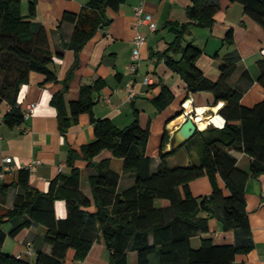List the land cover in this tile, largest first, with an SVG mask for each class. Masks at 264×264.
<instances>
[{"label":"trees","instance_id":"1","mask_svg":"<svg viewBox=\"0 0 264 264\" xmlns=\"http://www.w3.org/2000/svg\"><path fill=\"white\" fill-rule=\"evenodd\" d=\"M126 1L90 0L79 13L66 11L63 15L62 24H74L66 46L74 52L75 61L51 104L64 134L79 122L82 114L89 113L95 139L84 145L81 152L69 150L67 162L72 168L71 174L54 178L47 192L32 187L31 170L26 167L18 171L14 183L0 185L1 203L6 202L14 184L21 189L13 208L0 212V248L7 236L15 237L36 224L47 228L44 241L52 247L50 253L38 251L35 262L0 252V264H72L77 259L87 258L98 240L110 250L112 264H132L129 262L131 252L137 253L135 264H247L236 263L237 256L255 248L246 187L250 178L264 173V99L253 107L242 104V97L253 79L245 69L239 81L230 82L239 68L238 52L225 59L219 67V78L213 81L197 64L203 49L184 41L192 25L211 27L216 14L234 3L242 4L245 13L264 28V0H190L187 7L190 20L168 23L176 37L159 55V60H164L181 76L188 94L208 91L214 96V104L225 101L219 114L226 122L222 128L199 131L181 147L197 141L199 162L188 166L169 164L168 158L181 148L164 151L169 140L164 130L156 172L152 171V157L147 154L150 126L144 128L140 124L137 108L133 122L124 128L117 127L110 118L98 119L92 115L96 104L94 94L104 88L105 80L81 85L79 98L69 105L65 101L73 77L82 73L88 64L85 45L99 28L111 23L108 9L118 11ZM36 6L37 0H31L28 13L24 15L22 0H0V104L10 105L3 120L11 128L25 122L19 98L30 74L44 75V84L59 80L52 64L54 57L61 53H53L47 30L36 26ZM224 40L228 44L236 43L233 27L227 30ZM177 55L181 57L178 59ZM259 66V82L264 85V60L259 61ZM174 99L172 90L162 84L155 102L159 110L164 111ZM105 150L124 160L125 171L135 172L133 185L120 190V174L111 169L109 162L95 165V158ZM230 150L249 155L252 158L250 169L240 168ZM80 158L96 168V173L90 177L93 200L81 190V170L76 166ZM203 176L209 178L212 191L194 195L191 183ZM218 177L225 188L219 186ZM57 200L66 203L64 218L56 215ZM158 200H162L163 205L159 206ZM92 205L93 211L89 209ZM211 220H216L223 231H233L235 241L219 244L214 237L207 236L202 237L200 247L194 248L192 238L210 233ZM8 222L12 223V228L7 232L3 225Z\"/></svg>","mask_w":264,"mask_h":264},{"label":"crops","instance_id":"2","mask_svg":"<svg viewBox=\"0 0 264 264\" xmlns=\"http://www.w3.org/2000/svg\"><path fill=\"white\" fill-rule=\"evenodd\" d=\"M31 0H22V12L28 13ZM90 0H37V14L34 22L37 27H44L47 30L50 46L55 56L52 67L58 75V82L44 84V75L38 72L30 74L29 81L23 85L20 93L19 104L25 109L28 104L36 103L37 107L33 115L17 127L11 128L2 123L0 133V168L6 170L5 177L0 176L1 184H12L16 181L18 171L23 168L31 170L30 183L32 187L43 192L50 189L51 181L60 174L70 175L72 168L68 165V155L71 148L81 152L84 145L95 139L94 124L89 113L80 116L77 124L72 125L64 134L59 129L57 111L51 104L55 93L63 87L62 81L71 69L75 61V54L68 49L66 43L70 41L74 24L70 22L61 23L66 11L79 13ZM217 2L218 0H211ZM190 0H127L121 4L118 11L108 9L107 13L112 19L108 26L98 29L94 37L87 42L84 52L89 56L88 64L84 71L76 74L69 90L65 95L66 104L76 100L80 95V87L83 84H93L98 79L106 82L104 88L94 94L96 104L93 108L95 118H110L113 123L124 128L130 125L135 116L134 109L140 111V124L146 128L150 126L152 137L161 138L157 157H152V171L156 172L160 163L159 153L163 139L164 130H167L169 140L165 152L172 151V144L175 131L184 120L179 121L181 116H175L184 106L183 103L190 96L193 97L194 107H205L207 113L219 112L226 104L220 101L214 104V96L211 92L202 91L189 93L186 84L181 76L171 70L164 60H159V55L173 42L176 37L174 30H171L168 23H186L190 19L187 15V7ZM139 5L144 7L147 13L154 17L157 23V30L152 32L147 26H141L140 31L146 36V44L141 49V62L136 72H131L130 65L132 53L135 47V8ZM216 21L211 27L192 25L185 35L186 43H193L203 49V54L198 59V66L211 80L216 81L220 75V65L226 58L238 54L239 68L232 76L230 82L235 84L239 81L242 72L247 69L253 79L242 97V104L253 107L264 99V85L259 82L260 66L259 61L264 60V28L260 26L244 11V6L234 3L228 9L220 11L215 16ZM233 27L235 31V44H228L225 36L227 30ZM177 55L176 58H180ZM150 82H145V78ZM131 83L136 94L130 97L127 85ZM162 84L168 86L175 99L168 108L160 111L156 97L161 92ZM10 105L7 102L0 104V117L3 119L9 111ZM174 123L173 125H171ZM148 143V145H149ZM192 143L185 146L168 158V161H175L172 166H188L199 162L196 146V154L193 153ZM238 159V166L249 170L252 158L244 152L230 150ZM11 157L10 163L5 162ZM35 161L39 164L31 167ZM108 161L111 169L120 174L119 189L123 190L135 183L136 175L133 171L124 170V160L115 157L111 151L105 150L95 158V165ZM173 163V162H172ZM76 166L81 170V190L93 200L91 187V175L96 173L95 167L88 166L84 158L76 160ZM218 184L225 188L223 180L218 177ZM194 195L210 194L212 185L206 176H203L191 183ZM21 189L15 184L10 188L5 203L0 202V212L13 208L16 195ZM247 210L250 216L252 237L255 248L248 254L237 256V262L247 264H264V173L258 177H252L246 187ZM158 200L159 206L163 205ZM56 215L64 218L67 215V207L64 200H57L55 203ZM91 211L94 206L89 207ZM211 232L192 238L191 244L194 248L201 246L202 237H214L219 244L233 243L235 233L223 231L216 220H211ZM8 232L12 223L3 225ZM47 228L44 225L36 224L28 229L19 232L15 237L7 236L0 252L17 256L21 254L28 261L35 262L38 251L50 253L52 247L45 243L44 238ZM152 241V237H151ZM28 245L34 249V254H28ZM111 252L102 240L96 241L87 258L77 259L72 264H112L110 261ZM138 260L136 252L129 254V262L135 264Z\"/></svg>","mask_w":264,"mask_h":264},{"label":"built area","instance_id":"3","mask_svg":"<svg viewBox=\"0 0 264 264\" xmlns=\"http://www.w3.org/2000/svg\"><path fill=\"white\" fill-rule=\"evenodd\" d=\"M141 26H147L150 31L154 32L157 30V23L154 21V17L152 14L147 13L144 10V7L142 5H139L135 8V30H136V35L134 37V50L132 53V60H131V65H130V70L131 72H136L140 66V62H141V49L143 48V46L146 44L147 38L145 35H143L140 31V27ZM145 82L149 83L150 82V78L146 77L145 78ZM127 90L128 93L130 95V97H134L136 94L135 88L133 87V85L131 83H129L127 85ZM188 101H192L193 104V97L190 96L189 98H187L185 100V102L183 103V106H185V103ZM37 107L36 103H30L27 105V107L25 109H23V114H24V118L25 120L30 118L35 109ZM197 109V107H195ZM208 110H206L205 112H207ZM186 112V111H185ZM4 122V120L0 117V127L1 124ZM225 119H224V123L222 125H215L216 127L222 128L225 125ZM212 125V124H210ZM2 139L1 133H0V141ZM12 161L11 157H7L5 159V162L10 163ZM40 161H35L31 167L35 166L36 164H39ZM6 174V170H3L0 172V176L1 177H5ZM27 253L28 254H34V249L31 247V245H28V249H27ZM17 257H22L21 254H18ZM76 264V263H74Z\"/></svg>","mask_w":264,"mask_h":264},{"label":"bare ground","instance_id":"4","mask_svg":"<svg viewBox=\"0 0 264 264\" xmlns=\"http://www.w3.org/2000/svg\"><path fill=\"white\" fill-rule=\"evenodd\" d=\"M185 110L186 112L182 114L178 120L182 121L186 119L187 116L192 115L193 111H196L197 114L194 116V121L197 124L198 128L203 130L207 129L210 124L215 125H222L224 123V117L217 113H207L205 112L207 108L205 107H197V109L193 106L192 101H188L185 103ZM172 123L171 125H173Z\"/></svg>","mask_w":264,"mask_h":264},{"label":"water","instance_id":"5","mask_svg":"<svg viewBox=\"0 0 264 264\" xmlns=\"http://www.w3.org/2000/svg\"><path fill=\"white\" fill-rule=\"evenodd\" d=\"M185 107L178 113V116L185 113ZM197 114L196 111L192 112V115L186 117L180 127L174 133V140L172 144V149H178L184 146L188 141H190L199 131H203L198 128L194 121V116Z\"/></svg>","mask_w":264,"mask_h":264},{"label":"rangeland","instance_id":"6","mask_svg":"<svg viewBox=\"0 0 264 264\" xmlns=\"http://www.w3.org/2000/svg\"><path fill=\"white\" fill-rule=\"evenodd\" d=\"M217 113V112H215ZM219 113V112H218ZM214 114V113H213ZM185 120V119H184ZM211 127H216L215 125H210L208 128ZM174 140V139H173ZM160 142H161V138L157 135V136H153L151 139V142L149 143V145L147 146V152L149 154H151V156L153 157H157V153L159 151V146H160ZM196 144L192 145V149L194 150L193 153L196 154V146H197V141L195 142ZM173 162V163H172ZM175 161H171L169 162L170 164H174Z\"/></svg>","mask_w":264,"mask_h":264}]
</instances>
